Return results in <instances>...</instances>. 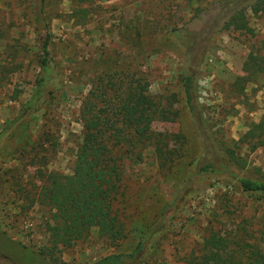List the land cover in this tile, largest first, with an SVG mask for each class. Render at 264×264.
I'll use <instances>...</instances> for the list:
<instances>
[{
	"label": "rangeland",
	"instance_id": "rangeland-1",
	"mask_svg": "<svg viewBox=\"0 0 264 264\" xmlns=\"http://www.w3.org/2000/svg\"><path fill=\"white\" fill-rule=\"evenodd\" d=\"M30 1L0 0V69L20 67L0 79V264H87L128 253L163 214L166 224L175 217L157 237L149 264H185L212 233L264 252L263 195L244 192L226 173L196 178L188 191L184 186L195 167L225 163L224 146L243 160L242 169L229 165L231 171L264 180V147L233 145L264 120V79L242 93L232 86L244 76L248 53L264 49V5L257 14L246 11L249 33L223 28L231 8L225 0H43L53 84L24 111L36 93L45 35L34 29ZM135 80L177 111L174 122L156 120L152 130L182 134L184 153L163 171L150 148L122 145L114 208L125 238L112 246L92 228L85 240L52 251L45 231L50 209L38 200L42 176L71 174L83 140V104L94 98L104 104L116 87ZM21 246L35 253L33 260Z\"/></svg>",
	"mask_w": 264,
	"mask_h": 264
},
{
	"label": "trees",
	"instance_id": "trees-1",
	"mask_svg": "<svg viewBox=\"0 0 264 264\" xmlns=\"http://www.w3.org/2000/svg\"><path fill=\"white\" fill-rule=\"evenodd\" d=\"M263 5L264 0H225L223 7L231 8L227 10L228 18L224 21L223 28L252 33L246 11L249 9L257 14ZM30 7L34 29L44 31L45 35L39 36L41 73L36 82V93L24 111L36 103L44 88L53 84L49 60L50 35L43 18V0H31ZM19 68H1L0 79H4V73L16 72ZM242 72L244 76L237 78L232 84L239 93L244 91L247 84L264 79V49L248 53ZM191 83V76H185L184 94L190 110L193 109ZM114 92V97L103 100L104 104L99 98L83 104V140L71 174L48 173L42 176L45 185L38 200L40 205L50 209L45 231L53 239L52 251L59 249V246L67 249L75 242L85 240L92 228L98 230L99 238L112 246H118L125 238L124 225L114 208L120 190L122 154L118 153L122 145H130L131 149L150 148L163 171H169L184 153L185 138L182 134L152 130V124L156 120L174 122L177 111L173 110L171 103L163 106L160 102H155L148 94L147 84L140 80L123 83ZM239 144L248 145L251 152L264 147V120L251 124L239 140L233 143L236 146ZM130 151L128 153L133 152ZM222 151L225 163L214 165L209 162L198 169L195 163L192 164L195 168L185 182V189L190 190L194 179L205 174L226 173L237 180L244 192L264 196V180L240 176L231 171L229 165L242 169L243 160L232 147L224 146ZM142 157L140 150L135 153L136 159L141 160ZM178 199L180 198L171 201L169 209L174 205L176 208ZM174 217L171 214L166 224L163 214L161 222L155 228L149 227L128 253L110 254L95 263L87 264H149L147 260L157 237ZM21 247L24 258L33 260L35 253L25 246ZM36 264L45 263L38 261ZM185 264H264V252L247 242L212 233L203 240L201 253L188 256Z\"/></svg>",
	"mask_w": 264,
	"mask_h": 264
}]
</instances>
